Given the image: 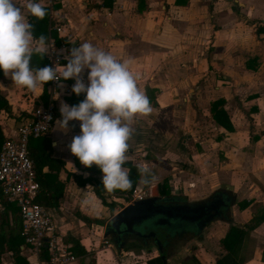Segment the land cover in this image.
I'll use <instances>...</instances> for the list:
<instances>
[{
	"label": "crops",
	"instance_id": "1",
	"mask_svg": "<svg viewBox=\"0 0 264 264\" xmlns=\"http://www.w3.org/2000/svg\"><path fill=\"white\" fill-rule=\"evenodd\" d=\"M37 2L47 5L49 19L53 21L54 17L62 26L60 32L52 29L55 33L47 38L56 44L67 41L69 50L74 44L89 41L120 60H130L131 70L140 76L138 87L144 92L145 88L149 90L145 94L152 112L134 117L127 161L149 168V177L163 173L162 180L173 187L172 194L218 189L229 194L227 218L210 221L223 227L218 237L221 253L215 258L227 252L220 240L232 225L246 231L237 251V264H264V0H187L182 6L174 0ZM25 4L26 0H17L16 6L22 7L27 19L30 14L23 7ZM66 64L65 61L61 65ZM31 66L41 68L48 64L46 59L41 63L34 55ZM84 81L87 83V70ZM50 83L29 90L16 85L0 69V93L11 108L9 113L0 111L3 137L12 134L32 108L47 104ZM61 83L73 86L75 80ZM83 99V94L77 96L72 89L68 94L56 93L50 131L29 139L28 148L30 153L44 151L63 163L57 178L66 183L64 191L56 206L46 208L61 242L69 248L76 240L86 251L85 255H74L71 264H90V250L95 252V264H123L109 252L108 245L102 250L97 247L106 237L104 232L100 236L97 227L100 219L108 220L126 205L119 202L125 194L118 190L107 192L101 183V170L95 164L84 166L67 147L80 133L79 121H70L67 132L56 127L61 118V101L75 105ZM216 101H221L215 109L224 112L219 114L223 126L212 119V103ZM42 172H47V167ZM66 172L95 178L105 201L115 202L114 211L96 197L95 181L77 185ZM141 177L140 173L135 187ZM118 205L122 206L117 211ZM4 221L0 230L6 236L20 226L17 211L8 209ZM90 245L96 247L92 249ZM138 246L118 250L130 258V264H146L154 255L144 258L146 248ZM3 248L0 264H33L35 258H40L23 242L17 245V252L6 249L5 244ZM216 259L196 260L199 264H215Z\"/></svg>",
	"mask_w": 264,
	"mask_h": 264
},
{
	"label": "clouds",
	"instance_id": "2",
	"mask_svg": "<svg viewBox=\"0 0 264 264\" xmlns=\"http://www.w3.org/2000/svg\"><path fill=\"white\" fill-rule=\"evenodd\" d=\"M16 5L17 0H0V69L16 85L33 91L48 81L74 79L72 92L83 94L84 99L75 105L61 101L56 127L67 132L70 121H79L80 133L67 145L71 153L84 166L95 164L101 170V183L107 192L130 189L132 182L124 165L134 133L132 122L137 114L152 112L148 96L138 87L140 76L130 68L132 62L85 41L69 50L64 57L66 65L33 67V56L48 51V40L44 35L34 37V25ZM23 7L39 20L47 15L37 0H26ZM137 168L147 183L150 169Z\"/></svg>",
	"mask_w": 264,
	"mask_h": 264
},
{
	"label": "built area",
	"instance_id": "3",
	"mask_svg": "<svg viewBox=\"0 0 264 264\" xmlns=\"http://www.w3.org/2000/svg\"><path fill=\"white\" fill-rule=\"evenodd\" d=\"M52 29L60 32V21L53 17ZM49 48L44 54L48 66L56 67L69 54L67 41L58 44L47 38ZM56 80L50 83V98L45 105H38L21 118L12 134L4 135L0 146V192L7 201H13L18 208L20 234L24 244L36 256L44 248L47 258H35L33 264H71L75 256L62 244L48 209L35 201L38 183L35 180L33 161L29 156L28 141L47 134L55 118L54 95L68 94L72 86L62 85ZM46 117H50L48 119ZM145 197L143 191L136 192L128 203Z\"/></svg>",
	"mask_w": 264,
	"mask_h": 264
},
{
	"label": "trees",
	"instance_id": "4",
	"mask_svg": "<svg viewBox=\"0 0 264 264\" xmlns=\"http://www.w3.org/2000/svg\"><path fill=\"white\" fill-rule=\"evenodd\" d=\"M187 0H174V3L176 5H185ZM47 11V15L43 20H39L31 15L28 16L27 20L28 22L32 23L34 25V37H39L41 35L47 36V35H53L55 32L52 30V24L53 21L49 19V7L47 5H44ZM250 23H259L255 20H249ZM56 40V39H55ZM38 58H40L41 63L45 62V59H42V56L35 55ZM148 89L145 88V92L148 93ZM216 104H221V101L219 102H213L212 103V119L215 123L223 126L221 124V121L219 120V114L220 116L224 115V112L221 109H215ZM0 111H3L4 113H9L11 111V108L9 104L7 103L6 99L3 95L0 93ZM22 113L19 112V116ZM18 116V117H19ZM225 117V116H224ZM3 140V135L0 127V146ZM29 149V148H28ZM29 156L33 161V168L35 173V180L38 183V190L35 197V201L43 205L44 207H51L57 205V199L62 196V193L64 191L66 183L59 180L57 178V172H59L63 168V163L57 159L51 158L47 152H40V153H30ZM47 167V172H42V168ZM124 167L129 171V178L132 182V186L128 190H119L125 194V198L128 197V195L132 192L134 189L138 176L140 172L138 171L137 166L132 165L130 162H126ZM54 171L52 174L50 172ZM66 176H71L75 183L77 185H84L86 183H92L95 181V185L93 186V192L95 193L96 197H98L103 205H105L107 208H109L110 211L113 210V207L115 205V202L110 201L106 202L105 197L103 196L102 188L100 186V183L93 177H84L72 174V173H65ZM148 196H160V197H168L173 196L172 192L169 190V187L167 185L166 180H162L155 185H153L150 190ZM184 199H186L184 196H181ZM0 204L3 208L2 211H0V227L4 225V217L6 215V211L8 209L12 211H17V214L19 216L18 208L15 206V203L13 201H7L0 192ZM244 204L240 205V208H243ZM20 219V218H19ZM87 220L86 218H84ZM246 231L242 228L232 226L230 225L227 232L224 234L223 238L220 240V243L224 249H226V253L221 256V258L217 259L215 261V264H237L236 262V255L237 251L240 247V244L244 238ZM111 240V239H110ZM23 241V237L20 234V226L17 229V231H13L11 233H8L6 236L3 232V229L0 230V253L4 251L3 245L5 244V248L9 249L12 248L14 252H17V245ZM135 246L139 243L133 242ZM141 245V244H139ZM131 246V245H129ZM128 244L122 246L121 248L124 250H127L131 247H129ZM133 246V245H132ZM142 246V245H141ZM148 246H145L147 248ZM67 250L71 252L75 256L85 255L86 251L85 249L79 244L78 241L72 240V245ZM41 258H47V252L44 248L41 249L40 253ZM194 264H199V262L192 258ZM146 264H162V260L159 256H153L146 260Z\"/></svg>",
	"mask_w": 264,
	"mask_h": 264
},
{
	"label": "flooded vegetation",
	"instance_id": "5",
	"mask_svg": "<svg viewBox=\"0 0 264 264\" xmlns=\"http://www.w3.org/2000/svg\"><path fill=\"white\" fill-rule=\"evenodd\" d=\"M148 197V196H147ZM157 197V203L162 204H182V203H193V202H207L214 199V202L218 207L215 208L216 216L212 220H225L228 216V210L231 202V196L225 193L223 190H215L208 194L206 197L201 198L196 201H187L181 196L173 195L168 197ZM171 198V199H170ZM168 199V200H166ZM226 204V205H224ZM211 220V221H212ZM209 224V223H207ZM207 224L205 226H207ZM205 226L198 231L195 224L187 222H165L160 223L154 220L146 221L142 223L141 226H133L134 230L140 231L143 235L148 232H153V235L138 237L131 232L122 233L119 236V240L115 243L114 239L117 237L116 233L109 234L111 241L119 249L128 243H139L142 246H148L146 250L150 251V247H154V256H163L164 260L171 264L177 257L180 256L182 250L191 245V241L196 240V238L201 234ZM123 228V227H122ZM155 240L159 242V245L155 244ZM192 247V245H191ZM182 249V250H181ZM180 250V251H179Z\"/></svg>",
	"mask_w": 264,
	"mask_h": 264
},
{
	"label": "water",
	"instance_id": "6",
	"mask_svg": "<svg viewBox=\"0 0 264 264\" xmlns=\"http://www.w3.org/2000/svg\"><path fill=\"white\" fill-rule=\"evenodd\" d=\"M156 200V196H148L133 200L123 206L106 222L104 236L116 233L117 237L114 239L116 243L119 240L118 235L122 233L131 232L138 237L153 235L152 231L143 235L140 231L132 228L133 226H141L142 223L150 220L160 222L161 224L175 221L187 222L195 224L199 231L216 216L215 208L218 207L214 199L207 202H185L182 204H162L157 203ZM155 244L159 245V242L155 240ZM160 259L162 260V264H168L163 256Z\"/></svg>",
	"mask_w": 264,
	"mask_h": 264
},
{
	"label": "rangeland",
	"instance_id": "7",
	"mask_svg": "<svg viewBox=\"0 0 264 264\" xmlns=\"http://www.w3.org/2000/svg\"><path fill=\"white\" fill-rule=\"evenodd\" d=\"M163 176L164 175L161 172L158 173L156 176H151V177L147 176V179H148L147 183L143 182L145 177H141L140 180L138 181L137 187H135L134 189L136 190V192L144 191V194L147 195V194H149L150 186L155 185L157 182H160L162 180ZM171 188L173 190V187H171ZM171 188L169 187L170 191H171ZM133 190L128 195L127 198L122 199L123 201L122 200L119 201L120 204L126 203V205H127L129 199L133 195ZM173 193L175 195L178 194L180 196H184L187 201H196V200H199L201 198L206 197V195L210 194L211 192H207V191H205L203 193L202 192L201 193L200 192L199 193L190 192L187 195H183V194L181 195L179 192H173ZM145 197H147V196H145ZM121 206L122 205L115 206V210H117L118 207H121ZM106 214H107V216H109V215H111V212H106ZM106 218L99 220L100 221V224H99L100 227H97V232H100V236L102 235V232H104L103 229H104L105 222L108 221V220H106ZM222 229H223V227L218 222H215V221L210 222L207 225V227L204 230H202L201 234L196 238L197 240H199L198 243H193V241H192L191 242L192 247H191V245H186V246H188L186 248H189V249H187L188 253H186V250L183 251L181 249L183 251V253L179 257H177L174 261H172L171 263L172 264H177V263L178 264H193V262L190 260V257H194L197 260L198 259L204 260V258H206V259H208V261L209 260L213 261L214 259H216L215 257L221 253L220 248L218 246V237L222 233ZM110 241L111 240H110L109 235H106V237L101 238L100 244H99V246L97 245V247H99L100 250H102V248L104 246L106 247L108 245L110 247L109 252L113 253V255H115L116 258H119L121 260V261L118 260L119 262H122L123 264H130V258H128V256L123 253L124 251L120 252L118 250L119 248L115 247L114 243L112 241L110 243ZM62 244H64V243L62 242ZM129 245H131V246H129ZM128 246L131 247L132 249H134V248L138 249V247H139L138 245L135 246L131 242L128 244ZM90 247L92 249H94V247H96V246L90 245ZM149 249H150V251H148V250L145 251L147 255H144V258H146L147 256L148 257L153 256L155 254L154 247H150ZM125 251H128V250H125ZM132 251H134V250H132ZM88 252H90V256H92V257L88 258L87 262L90 264H95V259H94L95 258V252L93 250H90ZM82 264H86V263L83 262Z\"/></svg>",
	"mask_w": 264,
	"mask_h": 264
}]
</instances>
